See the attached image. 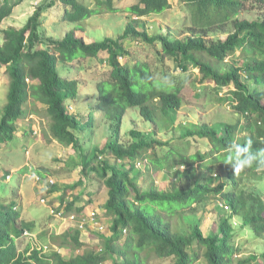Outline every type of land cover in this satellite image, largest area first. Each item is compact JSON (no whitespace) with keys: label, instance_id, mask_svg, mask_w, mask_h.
<instances>
[{"label":"trees","instance_id":"1","mask_svg":"<svg viewBox=\"0 0 264 264\" xmlns=\"http://www.w3.org/2000/svg\"><path fill=\"white\" fill-rule=\"evenodd\" d=\"M94 1L95 8L85 0H51L36 9L20 29L1 31L0 68L5 67L9 84L0 119V145L14 139L17 121L24 113L23 104L29 98L43 105L50 137L73 149L81 168L76 187H69L58 196L60 206L56 211L62 210L64 217L79 215L101 198L103 216L110 221V233L99 232L98 251L80 241L78 228L72 235H53V246L75 253L67 260L59 253H43L41 247L31 244L21 251L18 244L24 233H33L36 225L21 219L11 203L0 208V264H148L151 258L172 264H195L200 259L206 264H264V251L242 257L243 244L236 242L243 228L255 239L264 234V201L257 189L244 184L246 179L259 182L264 169L253 167L235 173L231 165L223 163L229 142L244 145L251 140L253 152L264 148V19L234 18L246 10L247 4L264 9V0H177L190 16L192 34L181 39L149 33L144 23L139 22L170 10V0H136L126 9L132 21L118 39L106 37L86 43L77 36L82 29L76 24L103 12L120 13L113 0ZM12 7L6 0L0 5V24L11 14ZM53 7L61 10L62 21L76 27L62 39L48 41L46 48H37L42 45L39 31L42 14ZM227 24L231 25L232 33L224 39L208 38L209 33L218 28L223 30ZM124 40L157 45L155 58L152 62L129 59L119 63L118 59L129 56L121 43ZM237 50L242 63L237 59L225 63ZM103 53L107 59L102 62L109 66V73L106 79L94 82L96 96L93 95V104L82 122L69 110V104L77 100L79 84L61 76L57 64L99 59ZM166 60L171 61L173 70L183 73L197 70L201 83L213 84L212 91L217 96L227 89L224 95L216 97L220 104L227 102L233 108L235 120L186 125L167 142L156 139L153 133L131 131L133 141L128 145L120 143L117 128L129 109L137 110L146 122L172 126L173 114L182 105V86L165 78L159 65L163 68ZM97 112L116 126L115 138L101 148L85 149L81 138L98 129ZM199 140L206 141L208 150L202 152L193 146L197 149L190 153L192 142ZM106 157L127 163L128 167L118 169ZM143 164L148 170L174 178L170 189L141 191L132 175ZM196 167L208 174L192 181ZM214 168L222 172V177L215 175L216 181L211 184L207 179ZM39 177L41 180V174ZM183 180L190 184L184 186ZM53 186L47 184V194L55 191ZM77 187H82L80 195L68 201L69 192ZM213 199L223 202L227 215L204 235L201 219L195 213L198 206ZM184 210L188 213L183 216ZM232 219L240 222L239 229Z\"/></svg>","mask_w":264,"mask_h":264},{"label":"rangeland","instance_id":"2","mask_svg":"<svg viewBox=\"0 0 264 264\" xmlns=\"http://www.w3.org/2000/svg\"><path fill=\"white\" fill-rule=\"evenodd\" d=\"M5 0H0V5ZM9 5H13L11 14L0 24V43L2 42L1 31L5 29L18 30L26 23L27 19L38 8H43L51 0H6ZM57 1V0H55ZM82 1V0H81ZM91 8H95L94 0H85ZM114 7L120 13L103 12L98 16L91 17L81 23H78L82 30L77 33L78 37H82L86 43L99 42L104 38L118 39L131 23L132 18L126 12L130 6L135 4L136 0H113ZM171 9L162 15H153L143 22L149 33L169 35L172 38H183L189 33L190 16L187 10L180 7L177 0H170ZM61 10L56 7L46 8L42 14V24L39 28L42 45L37 48H46V44L50 40H60L66 33L74 29L76 26L62 21ZM240 17L249 21L264 19V9L260 10L255 6L246 5V10L234 18ZM223 30H214L208 34L211 39H224L228 34L232 33L230 24L222 27ZM125 47V52L129 56H123L118 59L119 63L124 64L129 59H135L142 62L151 61L155 58L157 45H146L124 40L121 42ZM239 51L235 52L234 57H227L225 63L234 62L242 63L238 60ZM107 59L105 53L100 54L99 59H78L69 64H57V71L61 76H66L70 80H74L79 84V94L77 100L71 102L69 110L72 114H76L78 118L84 122L89 113L93 95L96 96V86L94 82L106 79L109 73V66L103 63ZM100 60V61H99ZM106 61V60H105ZM159 65V64H158ZM161 70L165 72V78L174 84L182 86V105L173 114L172 126L164 127L163 125H155L146 122L135 109H129L125 113L121 125L117 128L119 142L128 145L132 142L131 131H140L145 133H153L154 137L162 142L171 140L172 137L179 135L181 127L190 124H208L215 125L226 122H232L237 116L233 108L225 102L220 104L217 97L224 95V92L218 93V96L212 91V85L209 82L201 83L200 75L197 70H190L186 73L180 70H173L170 60H166ZM9 79L5 73V67L0 68V119L2 108L6 102V93L8 89ZM217 96V97H216ZM94 107V106H93ZM23 116L17 121V131L13 140L0 145V208H6L11 203L20 213L21 219L26 222L35 223V231L33 237L25 236L18 244L20 250H24L28 244L34 247H47L46 252L49 254L59 253L63 259H69L71 255H75L66 248H53V235L59 237L67 233L72 235L77 228L75 223L69 222L68 219L59 221L51 216L49 207L58 209L60 206L59 198L65 189L74 187L80 176L79 156L73 149L66 148L52 139L48 132V119L45 115V107L30 98L23 104ZM98 123V129L91 136L84 134L81 141L85 149L94 147L101 148L115 138L116 126L103 119L101 113L95 114ZM202 152L208 150V144L205 140L192 142L191 151L193 153L197 148ZM109 164L116 165L118 169H126L127 163H119L112 157L105 158ZM102 161V160H101ZM214 173L207 179V182L213 184L215 175L222 177V172L214 168ZM208 174L196 167V172L192 176V181L201 180ZM41 174V181L37 178ZM9 175V179L6 178ZM54 181L55 191L47 194L48 189L46 182ZM258 177H262L258 176ZM132 179L141 191H148L151 188L170 189V185L175 182L174 178L168 176L164 172H153L148 170L143 164L136 167V172L132 175ZM216 179V178H215ZM205 180V179H204ZM181 184L188 186L190 182L183 180ZM244 184L247 188H255L261 194L264 201V177L259 182L254 180H245ZM45 186V188H43ZM41 187L43 189H41ZM76 187V186H75ZM52 188V187H51ZM49 188V189H51ZM82 187H77L68 194V201L80 195ZM46 196L47 205H42L40 199ZM223 202L219 199H213L205 202L202 206L197 207L198 217H200V229L204 235H207L218 223L221 217L227 215V209L222 207ZM52 204V205H50ZM102 199L98 198L93 204L86 206L81 213L82 218H86L90 213H97V221L101 223L103 230L95 227L90 221L84 227L80 235V241L85 245L95 248L97 251L101 247L102 235H109V219H106L102 213ZM80 206V204H78ZM49 208V209H48ZM184 210L182 215H186ZM84 216V217H83ZM235 228L239 229L240 222L232 219ZM127 234V233H126ZM247 228L242 229V233L238 234L236 242L243 244L242 257L248 255H260L264 251V234L261 238H253ZM124 240L121 242L123 244ZM148 264H172L170 261H163L151 258L146 262ZM104 264H112L106 262ZM195 264H206L200 259Z\"/></svg>","mask_w":264,"mask_h":264},{"label":"clouds","instance_id":"3","mask_svg":"<svg viewBox=\"0 0 264 264\" xmlns=\"http://www.w3.org/2000/svg\"><path fill=\"white\" fill-rule=\"evenodd\" d=\"M225 153L226 155L223 163L231 165L235 173H239L242 170L253 167H256L257 169H264V148H261L257 152H253L251 140L246 141L244 145L235 141L229 142L225 148ZM51 216L54 217L53 215ZM27 233L31 234L33 237L32 233L28 231ZM53 248L58 249L56 246H53Z\"/></svg>","mask_w":264,"mask_h":264},{"label":"built area","instance_id":"4","mask_svg":"<svg viewBox=\"0 0 264 264\" xmlns=\"http://www.w3.org/2000/svg\"><path fill=\"white\" fill-rule=\"evenodd\" d=\"M7 179H9V176H7ZM37 180H38V182H39V181H40V178L38 177ZM48 182H49V184H53V180H49ZM41 203H42V204H46V200H45L44 198H42V199H41ZM49 208H50V209H49L50 214L53 215L55 218H57V219L60 220V221L68 219L69 222L75 223V224L77 225V228H78L80 231L83 230L84 227H86V225H87V223H88L89 221H90L91 223H93V225H94L95 227H98V228H100L101 230H103V227H102L101 223H99V222L97 221V218H98V217H97V213L92 212V213H90L89 216L86 217V218H82V215H81V214H80V215H75V214H73V215H70L69 217H64V216H63V211H62V210L59 211V212H57V211H55L54 208H52V207H49ZM83 217H84V216H83ZM81 232H83V231H81ZM24 235H25V236H28V237H32V235L29 234V233H27V232H25ZM37 248H40V247H37ZM46 249H47V247H43V245H42V246H41V249H39V250H42L43 253H47L48 251L46 252Z\"/></svg>","mask_w":264,"mask_h":264},{"label":"crops","instance_id":"5","mask_svg":"<svg viewBox=\"0 0 264 264\" xmlns=\"http://www.w3.org/2000/svg\"><path fill=\"white\" fill-rule=\"evenodd\" d=\"M7 176H9V175H6V178H7ZM39 178H40V177H39ZM45 179H47V182H46V185H47V184L49 183V182H48L49 179H48V177H46V176H45ZM40 181H41V180H40ZM40 181H39V182H40ZM53 184H54V181H53ZM43 188H45V186H43ZM43 188L41 187V189H43ZM43 197H46V196L44 195V196H42V198H43ZM56 197H58V195H57ZM42 198H41V199H42ZM41 199H40V203H41ZM45 200H46V205H47L48 200H47V199H45ZM41 204H42V203H41ZM42 205H45V204H42ZM79 215H80V214H79Z\"/></svg>","mask_w":264,"mask_h":264}]
</instances>
